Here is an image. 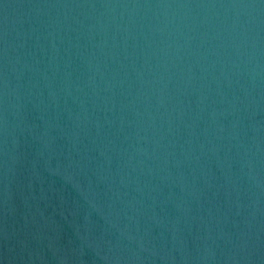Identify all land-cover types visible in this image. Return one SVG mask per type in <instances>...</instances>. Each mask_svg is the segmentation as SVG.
Returning <instances> with one entry per match:
<instances>
[{
  "label": "water",
  "instance_id": "95a60500",
  "mask_svg": "<svg viewBox=\"0 0 264 264\" xmlns=\"http://www.w3.org/2000/svg\"><path fill=\"white\" fill-rule=\"evenodd\" d=\"M0 264H264V0H0Z\"/></svg>",
  "mask_w": 264,
  "mask_h": 264
}]
</instances>
